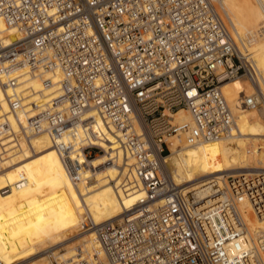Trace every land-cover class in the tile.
<instances>
[{"label":"built area","instance_id":"obj_1","mask_svg":"<svg viewBox=\"0 0 264 264\" xmlns=\"http://www.w3.org/2000/svg\"><path fill=\"white\" fill-rule=\"evenodd\" d=\"M0 19L23 33L0 45L2 85L16 88L30 73L59 91L28 115L23 135L48 132L73 180L105 154L126 169L117 189L145 190L121 218L87 223L94 243L79 247L73 264H264V229L250 225L264 216V182H253L264 173L215 175L197 187L178 184L167 168L169 136L196 146L237 135L223 84H256L219 0H0ZM8 98L19 119L20 94ZM257 103V92L243 93L238 107ZM181 107L191 121L175 120ZM115 141L131 165L116 162Z\"/></svg>","mask_w":264,"mask_h":264},{"label":"bare ground","instance_id":"obj_2","mask_svg":"<svg viewBox=\"0 0 264 264\" xmlns=\"http://www.w3.org/2000/svg\"><path fill=\"white\" fill-rule=\"evenodd\" d=\"M219 4L239 53L255 70L256 84L241 77L223 84V93L238 114L237 135L196 146L188 145L175 135L167 138L172 150L166 158L167 168L178 184L188 186L201 187L215 175L243 171L246 178H254L258 175L254 173H264V128L256 130L253 122L258 117L261 119V115L264 118V0H219ZM22 36L21 30L0 19V45L6 46ZM1 80L3 76H0V124L7 123L10 131L0 134V231L8 233L10 227H16L31 235L42 225L44 234L39 233L38 237L41 245L35 246L43 248L41 253L46 254L45 259L52 258L57 264H73L79 247L90 250L94 243L95 231L89 230L87 223L100 224L121 218L145 197V190L131 186L117 189L126 169L108 164L105 154L91 161L94 171H83L78 180H73L51 135L44 131L27 139L21 127L26 125L28 115L40 112L59 96L57 86L44 87L41 76L30 73L23 76L24 84L13 89L4 87ZM54 80L57 81V77ZM13 91L20 94L23 106L17 110L19 119L9 105L8 96ZM255 92L258 103L240 111V96ZM173 116L177 121H191V114L184 107ZM97 128L105 130L100 117H97ZM12 133L17 135V145ZM115 142L113 148H118L119 142ZM99 143L106 146L104 142ZM117 155V163H133L132 158L123 162L120 148ZM263 178L253 182L261 184ZM28 201L36 204L30 215L25 211ZM161 203L158 200L156 205ZM247 204L243 202L242 207ZM246 209L247 213L252 211L250 205ZM23 214L28 215L27 220L22 219ZM250 225L255 230L264 229V216L250 218ZM27 247L25 241L23 248ZM45 259L28 264H46ZM0 264H5L1 254Z\"/></svg>","mask_w":264,"mask_h":264},{"label":"rangeland","instance_id":"obj_3","mask_svg":"<svg viewBox=\"0 0 264 264\" xmlns=\"http://www.w3.org/2000/svg\"><path fill=\"white\" fill-rule=\"evenodd\" d=\"M260 112L262 113L263 111H260ZM257 113H259V110H257ZM257 117H258V114H257ZM263 119L264 118L261 115V119L258 117L254 119L255 121L253 120V122H255L254 126L256 130H261L262 128H264ZM256 120L261 123V124L258 123L259 126L257 125ZM26 205H27V208L25 209L26 214L30 215L36 209V204L30 203L28 201ZM26 214L22 215V219L27 218L28 215ZM43 228L44 226L38 225V229L40 231L33 230L31 235H28L26 231L22 229H17L16 227H13V228L10 227L8 233H6L5 231H0L1 260L5 264H17L19 262H21V264H28V263H31L32 260L38 261V260H43V258L45 259L46 254L41 253L43 248L41 250V248L39 249L38 247L35 246L36 244L41 245V242L38 239V237L44 234ZM25 241L27 245L29 246L27 247V249L23 248V243H25ZM44 261H46V264H51V262L52 263L54 262V264H57L52 258L51 259L47 258Z\"/></svg>","mask_w":264,"mask_h":264}]
</instances>
